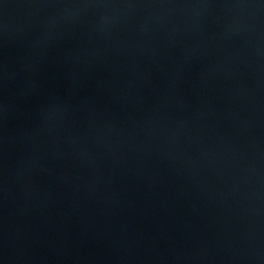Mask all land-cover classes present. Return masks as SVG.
I'll list each match as a JSON object with an SVG mask.
<instances>
[{
  "label": "water",
  "instance_id": "obj_1",
  "mask_svg": "<svg viewBox=\"0 0 264 264\" xmlns=\"http://www.w3.org/2000/svg\"><path fill=\"white\" fill-rule=\"evenodd\" d=\"M0 264H264V0H36L0 44Z\"/></svg>",
  "mask_w": 264,
  "mask_h": 264
}]
</instances>
